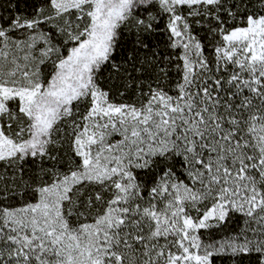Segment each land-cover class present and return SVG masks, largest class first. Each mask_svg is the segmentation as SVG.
<instances>
[{
	"label": "snow or ice",
	"instance_id": "obj_1",
	"mask_svg": "<svg viewBox=\"0 0 264 264\" xmlns=\"http://www.w3.org/2000/svg\"><path fill=\"white\" fill-rule=\"evenodd\" d=\"M0 264H264V0H0Z\"/></svg>",
	"mask_w": 264,
	"mask_h": 264
}]
</instances>
